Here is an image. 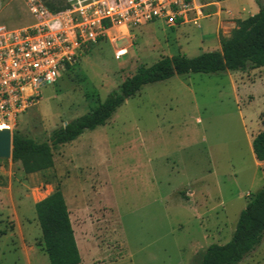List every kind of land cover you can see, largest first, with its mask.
Listing matches in <instances>:
<instances>
[{
    "label": "rangeland",
    "instance_id": "374dc122",
    "mask_svg": "<svg viewBox=\"0 0 264 264\" xmlns=\"http://www.w3.org/2000/svg\"><path fill=\"white\" fill-rule=\"evenodd\" d=\"M47 1L0 0V25L37 23L33 4L49 10ZM196 1L177 27L153 22L134 28L129 41L89 46L39 89L13 132L46 142L140 68L221 50L237 20L252 14L244 0L229 2L240 14L232 19L201 6L214 0ZM121 48L127 53L117 58ZM263 130L264 68L146 85L106 125L53 147L54 167L27 174L21 162L0 160V263L50 264L35 205L61 190L81 264H199L210 245L231 241L240 213L264 187V162L251 145ZM240 264H264V238Z\"/></svg>",
    "mask_w": 264,
    "mask_h": 264
},
{
    "label": "trees",
    "instance_id": "16d2710c",
    "mask_svg": "<svg viewBox=\"0 0 264 264\" xmlns=\"http://www.w3.org/2000/svg\"><path fill=\"white\" fill-rule=\"evenodd\" d=\"M54 2H46L47 8L53 13L69 8L68 4L60 0V6ZM255 2L259 12L247 19L237 20L230 37L222 41L221 50L197 57H165L150 67L140 68L91 112L55 129L46 142L38 143L13 132L12 161L21 162L27 174L54 167L53 147L72 143L86 131L106 125L117 110L146 85L163 82L176 75L242 71L249 64L264 68V0ZM253 152L259 162H264V130L254 138ZM35 208L50 264H81L76 233L62 191L57 190L39 201ZM263 238L264 187L251 196L246 208L240 213L231 241L210 245L199 264H240L257 249Z\"/></svg>",
    "mask_w": 264,
    "mask_h": 264
},
{
    "label": "built area",
    "instance_id": "2783aa9c",
    "mask_svg": "<svg viewBox=\"0 0 264 264\" xmlns=\"http://www.w3.org/2000/svg\"><path fill=\"white\" fill-rule=\"evenodd\" d=\"M53 13L33 4L37 23L18 29L0 25V130L14 131L19 116L54 85L62 70L94 43L131 37L134 28L153 22L170 27L188 21L194 0H70ZM127 48L116 51L117 58Z\"/></svg>",
    "mask_w": 264,
    "mask_h": 264
},
{
    "label": "crops",
    "instance_id": "0c3cea01",
    "mask_svg": "<svg viewBox=\"0 0 264 264\" xmlns=\"http://www.w3.org/2000/svg\"><path fill=\"white\" fill-rule=\"evenodd\" d=\"M195 1L196 0H194V4H195ZM230 1H232V0H214V1H212L210 3H207V4H201V6L204 7V6H208V5H215L219 10H221V13L223 15H225L226 18L232 19V18H236V16H238L240 14H235L234 9L229 6V2ZM244 1L247 2L249 5H253L252 8H251L252 12H250V13H252L251 16H253V15H255V14H257L259 12V7L257 6L255 0H244ZM238 20H240V19H238ZM251 145H252V149H253V141H252ZM71 221H73V220H71ZM77 242L79 243V239H77Z\"/></svg>",
    "mask_w": 264,
    "mask_h": 264
},
{
    "label": "water",
    "instance_id": "95a60500",
    "mask_svg": "<svg viewBox=\"0 0 264 264\" xmlns=\"http://www.w3.org/2000/svg\"><path fill=\"white\" fill-rule=\"evenodd\" d=\"M13 153V132L0 130V160H11Z\"/></svg>",
    "mask_w": 264,
    "mask_h": 264
}]
</instances>
